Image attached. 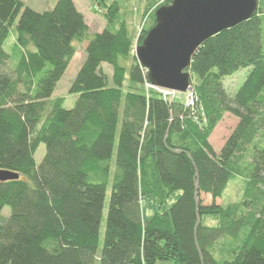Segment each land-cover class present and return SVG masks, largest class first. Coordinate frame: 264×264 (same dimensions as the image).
<instances>
[{
  "label": "trees",
  "instance_id": "1",
  "mask_svg": "<svg viewBox=\"0 0 264 264\" xmlns=\"http://www.w3.org/2000/svg\"><path fill=\"white\" fill-rule=\"evenodd\" d=\"M171 2L149 0L138 34L117 24L113 2L90 35L73 0L42 13L0 0V171L19 175L0 182V264H264V0L196 50L189 105L150 87L134 56ZM83 42L66 110L51 96ZM242 69L230 95L222 81ZM226 114L238 122L215 152L208 140ZM231 184L236 201L217 203Z\"/></svg>",
  "mask_w": 264,
  "mask_h": 264
},
{
  "label": "water",
  "instance_id": "2",
  "mask_svg": "<svg viewBox=\"0 0 264 264\" xmlns=\"http://www.w3.org/2000/svg\"><path fill=\"white\" fill-rule=\"evenodd\" d=\"M258 0H172L155 11V25L134 49L151 86L191 92V59L208 38L250 19ZM19 175L0 171V182Z\"/></svg>",
  "mask_w": 264,
  "mask_h": 264
},
{
  "label": "rangeland",
  "instance_id": "3",
  "mask_svg": "<svg viewBox=\"0 0 264 264\" xmlns=\"http://www.w3.org/2000/svg\"><path fill=\"white\" fill-rule=\"evenodd\" d=\"M21 1L25 6L30 8L33 11L42 13L44 11H50L54 7L57 0H19ZM149 0H104L102 2L101 0H73L74 5L78 12H80L84 18V21L89 29V34L93 35L95 33L102 32L105 27L107 26V13H108V6L111 5L113 2H117L118 5V22L124 21V23L127 25V28L130 33L138 34L144 24V20L146 19L145 15V8L147 6ZM147 25V24H145ZM16 22L13 28L10 31L9 37L5 44L3 45V49L6 52H10V49L12 45L14 44L15 38H16V32H15ZM87 43L83 42L81 45H76L77 52L72 58L68 68L66 69L64 75L60 79V81L57 83L54 92L51 96V99L56 98H64V104L63 108L66 110H70L73 108L76 96L68 94L69 88L72 84V82L75 79V76L77 72L79 71L80 67L82 66L84 60H85V47ZM140 44H135L134 48L139 46ZM135 55V53H134ZM103 72L105 73L107 80L109 83H111V69L107 65H103ZM249 73V69H242L235 75L231 77L225 78L222 83L224 86V89L230 94L234 95L236 91L240 88V86L245 81L247 75ZM192 88V87H191ZM170 94V98H174L182 103H187V99L190 96L191 98V104L193 99V88L191 92L186 93H177L172 91H167ZM163 94V93H162ZM165 95V94H163ZM169 96V95H167ZM195 107V106H194ZM237 119H235L233 116L226 114L224 117L220 120V122L217 124V126L212 131L210 137H209V144L212 147V149L215 152H218L222 146L224 145L227 138L230 136L234 128L237 124ZM45 154V148L41 144L39 145L35 155L34 160L36 164H39ZM237 187H233L232 184L228 188L225 196L223 197L220 202L216 201L217 203H222L224 205H227L233 201H236L237 197ZM110 195V191L108 189L106 194V202H105V208L103 211V220L101 223V229H100V239H99V250L102 248V240H103V233H104V224H105V218H106V211H107V202ZM177 195H174L169 200V205L172 204L174 201V198H176ZM204 202L209 203L210 198L203 197ZM8 209L5 208L3 210V215H7ZM142 216L144 220L150 219L152 216V205L150 204L149 200H146L143 203L142 206ZM210 218L206 219V224H210L211 220ZM222 242L217 243L216 249L221 246ZM215 249V248H214ZM215 249V250H216ZM158 264H169L168 262H159Z\"/></svg>",
  "mask_w": 264,
  "mask_h": 264
},
{
  "label": "built area",
  "instance_id": "4",
  "mask_svg": "<svg viewBox=\"0 0 264 264\" xmlns=\"http://www.w3.org/2000/svg\"><path fill=\"white\" fill-rule=\"evenodd\" d=\"M150 87H152L153 89L157 90V91L160 92V93H163V94H165V95H170V94L167 92V90L159 89V88H155V87H153V86H150ZM190 96H191V95H189V97H188V99H187V104H188V105L191 104V98H190Z\"/></svg>",
  "mask_w": 264,
  "mask_h": 264
}]
</instances>
